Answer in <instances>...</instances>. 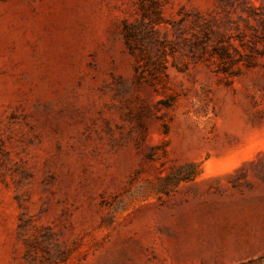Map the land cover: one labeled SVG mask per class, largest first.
<instances>
[{"label": "rangeland", "instance_id": "obj_1", "mask_svg": "<svg viewBox=\"0 0 264 264\" xmlns=\"http://www.w3.org/2000/svg\"><path fill=\"white\" fill-rule=\"evenodd\" d=\"M0 264H264V0H0Z\"/></svg>", "mask_w": 264, "mask_h": 264}]
</instances>
